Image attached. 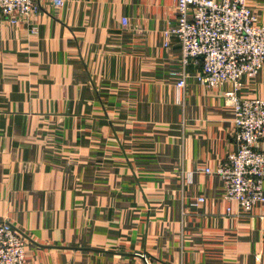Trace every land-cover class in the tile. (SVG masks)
<instances>
[{
    "label": "crops",
    "instance_id": "crops-1",
    "mask_svg": "<svg viewBox=\"0 0 264 264\" xmlns=\"http://www.w3.org/2000/svg\"><path fill=\"white\" fill-rule=\"evenodd\" d=\"M63 1L0 29V222L28 264H264V204L204 172L237 150L234 86L166 45L178 0ZM247 6L264 24V0ZM241 82L264 99V67Z\"/></svg>",
    "mask_w": 264,
    "mask_h": 264
},
{
    "label": "built area",
    "instance_id": "built-area-1",
    "mask_svg": "<svg viewBox=\"0 0 264 264\" xmlns=\"http://www.w3.org/2000/svg\"><path fill=\"white\" fill-rule=\"evenodd\" d=\"M46 1L56 7L64 5L63 0ZM177 5V20L166 33V45L171 37L178 39L183 67L201 61L197 80L203 86H234L225 97L234 109L237 150L215 170L205 168L204 172L221 179L225 199L250 212L264 204V99H242L238 90L242 78L256 77L264 67V24L247 6V0H178ZM40 12V0H0V29L2 22L30 23ZM186 78L184 71L177 83L181 91ZM200 203H204L203 198L194 206ZM27 246L20 229L0 222V264H27Z\"/></svg>",
    "mask_w": 264,
    "mask_h": 264
},
{
    "label": "rangeland",
    "instance_id": "rangeland-1",
    "mask_svg": "<svg viewBox=\"0 0 264 264\" xmlns=\"http://www.w3.org/2000/svg\"><path fill=\"white\" fill-rule=\"evenodd\" d=\"M15 226V225H14ZM27 264H28V259H27Z\"/></svg>",
    "mask_w": 264,
    "mask_h": 264
},
{
    "label": "water",
    "instance_id": "water-1",
    "mask_svg": "<svg viewBox=\"0 0 264 264\" xmlns=\"http://www.w3.org/2000/svg\"><path fill=\"white\" fill-rule=\"evenodd\" d=\"M142 258H144V257H142Z\"/></svg>",
    "mask_w": 264,
    "mask_h": 264
}]
</instances>
